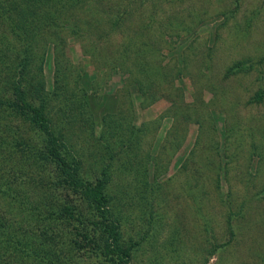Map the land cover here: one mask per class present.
Returning a JSON list of instances; mask_svg holds the SVG:
<instances>
[{"label": "rangeland", "instance_id": "rangeland-1", "mask_svg": "<svg viewBox=\"0 0 264 264\" xmlns=\"http://www.w3.org/2000/svg\"><path fill=\"white\" fill-rule=\"evenodd\" d=\"M18 1L9 15L40 30L35 43L18 41L0 22L2 88L32 48L22 77L31 95L41 82L52 93L50 127L81 159L82 176L111 179L129 264H264V0H82L54 20L60 0L33 15ZM107 8L127 19L114 25ZM33 133L19 110L0 109V184L20 202L17 211L11 193L0 194V219L17 226L0 239V264H50L46 242L66 264H100L75 246L77 222L55 232L51 219L37 221L40 186L61 171L18 150L43 153ZM23 197L32 204L21 208Z\"/></svg>", "mask_w": 264, "mask_h": 264}, {"label": "trees", "instance_id": "trees-1", "mask_svg": "<svg viewBox=\"0 0 264 264\" xmlns=\"http://www.w3.org/2000/svg\"><path fill=\"white\" fill-rule=\"evenodd\" d=\"M1 1L5 2V5L0 3V22H7L12 34L17 37L18 41H32L35 43L40 28L36 30V28H32V25L23 27L8 13L9 11H13V9L17 10L18 8H16V6L21 2L18 0ZM79 2H82V0H60L58 5L60 8L52 13L53 16L49 17H53L52 20H54L55 14L61 11V6L71 7L77 5ZM118 3H120V1H118ZM48 4H50V0H27V4L25 3V5L28 6L24 8V6L21 5L20 8H23V12L26 14L33 15L35 10H39L40 7L48 8ZM107 10L110 12H106L112 14L114 25H120L122 21L127 19V14L119 9L117 12L112 11L110 8H107ZM1 40L8 41L6 37H2L0 41ZM29 49H24L26 55L29 56H25L23 61L18 65V68L21 67V71H19L21 72V76L19 78H11L10 81H7L6 89L10 92L2 88L5 82L2 84L0 81V92L9 94V97L6 99L0 98V109L19 110L26 127L31 133L35 132L33 134H36L37 138L41 137V143L44 146L42 153L40 149L34 147L35 145L33 144L26 143L23 146L21 143H18L16 146L18 150L23 153L32 152V158L36 160L38 156H41L42 159H38V161H43L42 163L46 166L55 165L61 171V176H58L55 182H50L49 187L45 184L40 186L41 191L44 193L42 198H45L42 199L44 200L45 216L41 217L38 214L37 221L40 223L41 227L46 228L47 221L51 219L52 223L55 224L53 227L55 232L65 223L73 224V222H77L73 224L69 233L70 236H73L72 231H75L78 237L75 242L76 247L80 248V250L91 252L90 254L100 259V264H129L133 254L132 248L125 244L122 228L125 221L122 211L121 208L114 207V199L107 192L111 179L107 177L106 172H104L101 178H97L94 182L84 178L81 172V159H78L74 154V156L71 155V145L65 141V137L61 132H56L50 127L48 104L50 102L49 99L52 98V93L47 92L45 84L41 82L40 85L36 87L33 86L35 95H31L28 82L22 77L31 63V58L36 56V54L34 55V52L31 51L32 48ZM243 66L244 64L237 68L240 69ZM140 70L143 71L144 66L141 67ZM85 94H88V91H85ZM263 99V94L257 95L258 102H262ZM104 124L105 127H108L109 120L107 118H104ZM5 145H7V140L4 137H0V148L2 149ZM38 151L40 154H37ZM38 164L40 165L41 163L39 162ZM1 165L0 163V180L3 178V168ZM2 186L3 184H0V194H6V192L11 193L9 195L12 196L14 202L10 204V208L13 207L18 211V204L20 202L18 203L17 196L15 195L19 194L18 190L14 191L10 187L11 189L5 191ZM58 189L62 190L61 194H56ZM75 196H77L76 201L74 199ZM28 200L29 199L25 197L21 201L23 202L21 203L22 205L20 204L21 208H25L29 206V204H32L30 201L27 202ZM2 218L3 219H0V239H7L6 241L8 242L11 236V229L17 228V226L11 221L10 223L9 221L5 223V218ZM18 231L20 232L21 230ZM232 232L234 235V230ZM24 233L27 234L26 229ZM45 245L50 251V253H46V256L49 255L46 260H48L50 264L67 263L68 260H66L65 257L62 259L56 253L57 250L53 248V242H46ZM215 249L216 248H214L212 252H214Z\"/></svg>", "mask_w": 264, "mask_h": 264}]
</instances>
